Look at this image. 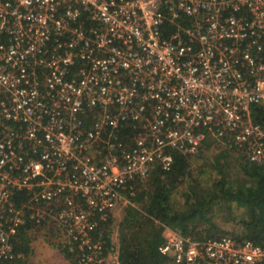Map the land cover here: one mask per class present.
I'll list each match as a JSON object with an SVG mask.
<instances>
[{"label":"built area","instance_id":"built-area-1","mask_svg":"<svg viewBox=\"0 0 264 264\" xmlns=\"http://www.w3.org/2000/svg\"><path fill=\"white\" fill-rule=\"evenodd\" d=\"M257 104L264 0H0V262L33 220L102 264L95 216L208 137L264 166ZM163 235L176 264H264L247 239Z\"/></svg>","mask_w":264,"mask_h":264},{"label":"trees","instance_id":"trees-1","mask_svg":"<svg viewBox=\"0 0 264 264\" xmlns=\"http://www.w3.org/2000/svg\"><path fill=\"white\" fill-rule=\"evenodd\" d=\"M172 29L168 28L166 34ZM250 114L253 121L264 125V105H253ZM91 119L86 121L88 126ZM137 132L134 125L126 124L121 134L131 137ZM215 142L208 137L203 147L191 155L172 151L173 163L168 170L157 167L145 183L136 180L127 184L114 206L106 212V218L101 220L95 216L97 226L91 237L102 243L105 257L102 264L170 262V257L158 251L164 241L165 226L194 240L230 235L236 240L247 239L264 245V166L248 162L238 152L242 178L230 177L223 158L235 151L234 147L222 148L209 162L201 161L200 157L206 155ZM24 197L25 191L13 195L16 202ZM174 200L179 204L178 209L172 205ZM221 212L226 223L234 224L231 231L220 228L215 221ZM35 228L33 220L21 226L14 240L17 258L0 264H26L32 253ZM61 252L72 264H79L78 250L70 252L66 245Z\"/></svg>","mask_w":264,"mask_h":264},{"label":"rangeland","instance_id":"rangeland-1","mask_svg":"<svg viewBox=\"0 0 264 264\" xmlns=\"http://www.w3.org/2000/svg\"><path fill=\"white\" fill-rule=\"evenodd\" d=\"M222 148H224L222 144L215 142L214 147L208 149L205 152L206 155L200 157L201 161L209 162L212 159L216 158V156H218V154L221 152ZM223 161L225 165V171L228 173V176L236 178L237 180L242 178L239 171L240 158L238 152L234 150L230 151V154H228L227 157H224ZM147 179L148 178L142 180L141 183H145ZM174 201L172 202V205L173 207L178 209L179 204L176 200ZM225 220V215H222V212L218 213L215 217V221L220 225V228H224L225 230L228 229V231H231L234 224L226 223ZM165 229L172 230L167 226H165L164 230ZM55 233L56 232L53 228V224L50 222H45L41 226H37L35 230L32 231V253L29 258L26 259V264H55V248L60 252L61 250H63L61 244L62 241L60 242L61 236ZM165 264L176 263L171 260L170 262H167Z\"/></svg>","mask_w":264,"mask_h":264},{"label":"crops","instance_id":"crops-1","mask_svg":"<svg viewBox=\"0 0 264 264\" xmlns=\"http://www.w3.org/2000/svg\"><path fill=\"white\" fill-rule=\"evenodd\" d=\"M54 255H55V264H72L70 262V260L68 258H66L64 256V254L60 251H58L56 248H55V251H54Z\"/></svg>","mask_w":264,"mask_h":264}]
</instances>
